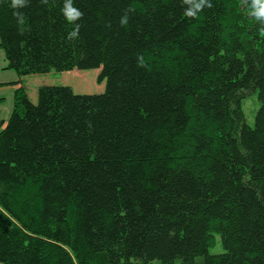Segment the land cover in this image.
Returning <instances> with one entry per match:
<instances>
[{
  "label": "trees",
  "instance_id": "16d2710c",
  "mask_svg": "<svg viewBox=\"0 0 264 264\" xmlns=\"http://www.w3.org/2000/svg\"><path fill=\"white\" fill-rule=\"evenodd\" d=\"M209 2L72 0L68 21L65 0H0L8 70L107 83L15 90L1 264H264V23L251 0Z\"/></svg>",
  "mask_w": 264,
  "mask_h": 264
},
{
  "label": "rangeland",
  "instance_id": "374dc122",
  "mask_svg": "<svg viewBox=\"0 0 264 264\" xmlns=\"http://www.w3.org/2000/svg\"><path fill=\"white\" fill-rule=\"evenodd\" d=\"M7 66L5 52L0 47V132L6 126L13 111L15 90L21 86L26 88L30 99L34 103L38 102V92L42 86H68L73 89L75 94L86 95L102 94L107 86L106 81L99 82L100 69L74 70L64 73L53 71L48 74H33L20 78L15 71L8 70ZM253 108V103H249L244 107L247 120L252 125L254 124ZM216 237L220 241L219 236L216 235ZM220 252H223L221 243L210 249L212 254Z\"/></svg>",
  "mask_w": 264,
  "mask_h": 264
},
{
  "label": "clouds",
  "instance_id": "9594fccd",
  "mask_svg": "<svg viewBox=\"0 0 264 264\" xmlns=\"http://www.w3.org/2000/svg\"><path fill=\"white\" fill-rule=\"evenodd\" d=\"M27 0H11V7L18 10L26 5ZM188 7L185 9L184 15L187 17H194L196 14L205 7H211L209 0H185ZM251 14L261 23H264V0H251L250 4ZM62 13L68 21H76L82 13L73 6L72 0H65ZM14 15L17 17V22L21 25L24 24L23 14L15 11ZM121 23H127V17L121 19ZM78 27V26H77ZM77 35L76 31L70 33V36Z\"/></svg>",
  "mask_w": 264,
  "mask_h": 264
}]
</instances>
